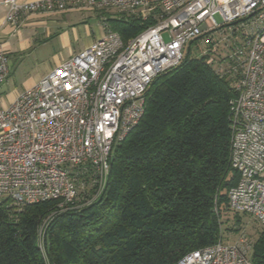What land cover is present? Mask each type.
Masks as SVG:
<instances>
[{
	"label": "built area",
	"instance_id": "1",
	"mask_svg": "<svg viewBox=\"0 0 264 264\" xmlns=\"http://www.w3.org/2000/svg\"><path fill=\"white\" fill-rule=\"evenodd\" d=\"M3 3L5 21L13 26L22 14L73 9L115 10L151 24L127 43L106 26L101 39L59 63L8 106L0 102V203L22 208L56 200L65 211L94 202L107 181L113 146L143 115L151 82L180 64L187 45L206 38L211 47L199 56L216 72L237 74L229 162L239 181L228 192V206L264 227V0ZM8 74L0 44V87ZM88 188L90 198L83 199ZM251 249L240 231L231 243L220 238L174 264H253Z\"/></svg>",
	"mask_w": 264,
	"mask_h": 264
},
{
	"label": "trees",
	"instance_id": "2",
	"mask_svg": "<svg viewBox=\"0 0 264 264\" xmlns=\"http://www.w3.org/2000/svg\"><path fill=\"white\" fill-rule=\"evenodd\" d=\"M118 16L108 24L123 43L151 24ZM206 60L187 55L151 82L143 115L113 146L94 202L65 211L56 200L0 203V264H174L224 239L221 217L239 181L229 162L237 74ZM89 191L80 196L89 199ZM233 219V231L244 232ZM255 235L251 261L264 264V227Z\"/></svg>",
	"mask_w": 264,
	"mask_h": 264
},
{
	"label": "crops",
	"instance_id": "3",
	"mask_svg": "<svg viewBox=\"0 0 264 264\" xmlns=\"http://www.w3.org/2000/svg\"><path fill=\"white\" fill-rule=\"evenodd\" d=\"M6 14L7 6L0 0V44L9 61L8 77L0 87L3 107L35 86L59 63L101 39L110 29V20L119 17L115 10L73 9L22 14L13 26L5 21Z\"/></svg>",
	"mask_w": 264,
	"mask_h": 264
},
{
	"label": "rangeland",
	"instance_id": "4",
	"mask_svg": "<svg viewBox=\"0 0 264 264\" xmlns=\"http://www.w3.org/2000/svg\"><path fill=\"white\" fill-rule=\"evenodd\" d=\"M216 20L220 23V18L217 16ZM164 39H166V34H163ZM52 47V46H50ZM211 46H209L206 43V38H200L198 39L195 43H192L190 45H187L183 51V57L185 56H189L191 59L198 57L199 55L203 54V52L208 51L209 48ZM219 53L221 54V56L219 55L220 58L222 57H226L227 53H225V51L223 50H219ZM213 57H215V55H213ZM3 198H0V201H3ZM237 216L242 223L241 226L239 227V230L242 229L244 230V232L248 235L249 239H251L252 241L255 239V233L261 229V226L259 224H257L253 219H251L249 216L242 214V213H235V212H228L222 215L221 217V230H222V235L224 237V241L231 243L236 236L238 235V232L233 231L234 229H236V225L234 224V216ZM45 231V225L43 224V226L40 229V240H39V247L41 248L42 252L44 251L43 249V241H42V235L44 234ZM251 255V254H250Z\"/></svg>",
	"mask_w": 264,
	"mask_h": 264
}]
</instances>
